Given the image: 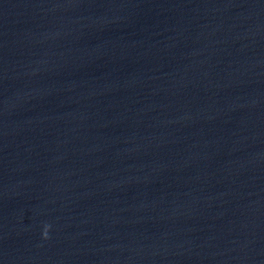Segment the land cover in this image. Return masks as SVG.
<instances>
[{
  "label": "water",
  "instance_id": "water-1",
  "mask_svg": "<svg viewBox=\"0 0 264 264\" xmlns=\"http://www.w3.org/2000/svg\"><path fill=\"white\" fill-rule=\"evenodd\" d=\"M0 264H264V0H0Z\"/></svg>",
  "mask_w": 264,
  "mask_h": 264
}]
</instances>
